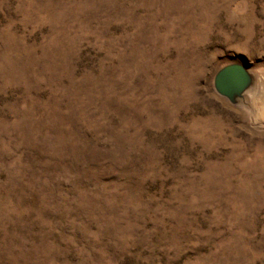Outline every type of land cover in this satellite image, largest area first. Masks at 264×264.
<instances>
[{
	"label": "rangeland",
	"instance_id": "obj_1",
	"mask_svg": "<svg viewBox=\"0 0 264 264\" xmlns=\"http://www.w3.org/2000/svg\"><path fill=\"white\" fill-rule=\"evenodd\" d=\"M0 264H264V0H0Z\"/></svg>",
	"mask_w": 264,
	"mask_h": 264
},
{
	"label": "water",
	"instance_id": "obj_2",
	"mask_svg": "<svg viewBox=\"0 0 264 264\" xmlns=\"http://www.w3.org/2000/svg\"><path fill=\"white\" fill-rule=\"evenodd\" d=\"M253 77L246 65L230 63L220 68L214 78L216 91L231 102L238 98L251 87Z\"/></svg>",
	"mask_w": 264,
	"mask_h": 264
},
{
	"label": "bare ground",
	"instance_id": "obj_3",
	"mask_svg": "<svg viewBox=\"0 0 264 264\" xmlns=\"http://www.w3.org/2000/svg\"><path fill=\"white\" fill-rule=\"evenodd\" d=\"M249 98H250V95H248V96L245 98L244 103L247 102V101L249 100Z\"/></svg>",
	"mask_w": 264,
	"mask_h": 264
}]
</instances>
